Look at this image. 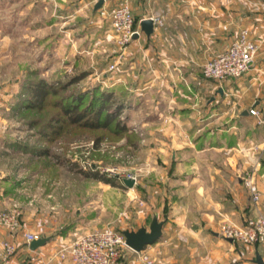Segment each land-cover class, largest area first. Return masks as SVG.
I'll return each mask as SVG.
<instances>
[{
	"label": "rangeland",
	"instance_id": "374dc122",
	"mask_svg": "<svg viewBox=\"0 0 264 264\" xmlns=\"http://www.w3.org/2000/svg\"><path fill=\"white\" fill-rule=\"evenodd\" d=\"M96 1L0 0V215L8 217L15 211L17 220L13 231L0 223L1 255L3 261L14 257L15 246L23 238L26 241V232L39 237L65 236L66 241L58 243L65 246L81 235L105 228L115 233L141 226L148 229L156 216L165 220L161 237L140 251L121 247L119 263L143 264V255L147 254L153 264H164L165 253L159 242L166 241L172 255L178 257L176 263L182 264L188 260L182 250L185 239L176 233L164 237L163 230L180 229V223L169 217L183 213V199L185 203L187 197L190 199L186 213L192 220H197L200 210L196 192L183 189L181 181L191 174L208 183L210 196L227 197L229 193L228 188L212 185L218 178L215 167L225 159L212 150L218 149L229 118L217 119L212 107L209 111L202 108L210 95L216 96L211 89L214 85L224 88L220 81L202 75V64L214 55L200 54L201 59L188 67L196 73L195 82L207 85L200 93L199 108L197 104L190 109L150 107L153 95L143 89L136 96L132 75L144 71L147 80L151 69L157 68L161 79L167 81L164 72L172 67L165 53L170 51L169 46L159 41L147 54L144 51L149 42L141 40L131 46L130 41L122 46L109 20L94 10ZM111 1L127 2L136 17L148 15L135 0ZM261 39H256L258 52L263 47ZM154 50L164 53L159 63H155ZM126 70L130 75L124 79ZM41 84L46 85L47 92L39 102L34 87ZM102 102L105 110L120 109L118 118L126 130L70 123L64 112L76 108L89 124L94 107ZM203 148L208 153H192ZM184 150L191 152L184 155ZM254 162L256 168L260 166V162ZM189 163L194 167L188 173L185 167ZM95 174L109 182L93 177ZM243 175L239 174L242 181L247 176ZM125 178H133V186H126ZM244 186H237L240 201L247 196ZM244 189L253 202V207L245 202L253 211L251 217L257 211L264 215L260 196L253 201L250 189ZM226 224L242 225L224 219L220 229ZM17 233L23 238L15 241ZM4 242L12 244L11 253L6 254Z\"/></svg>",
	"mask_w": 264,
	"mask_h": 264
},
{
	"label": "crops",
	"instance_id": "0c3cea01",
	"mask_svg": "<svg viewBox=\"0 0 264 264\" xmlns=\"http://www.w3.org/2000/svg\"><path fill=\"white\" fill-rule=\"evenodd\" d=\"M135 1L140 3L139 7L143 11H148V15L158 14L164 18L165 24L161 28L153 27V32L149 36L141 32L131 41V46L140 43L141 40L145 43L149 42L144 51V54H147L153 50L155 43L159 44L161 41L167 44L171 51L165 52L172 65L164 72L169 77L167 81L161 79L157 68L151 69L147 80L144 78V71L138 70L132 75L134 79L132 92L137 96L146 89V92L153 95L150 107L155 109L164 106L190 109L196 104L199 108L200 93L204 92L207 85L204 82L194 81L196 73L188 70L190 62L201 59L200 54H203V57L217 55L235 38L241 28H247L250 36L255 40L259 36L262 37L263 47L261 52L257 53L252 69L239 78L219 82L224 88L214 85L211 89H214L216 96L210 95V101L207 103L204 101L202 107L204 111L206 108L209 111L212 107L217 119L229 118L227 129L224 130L223 135H220L223 139L218 142V149L212 150L215 153H221L225 158L222 165L215 167L218 178L212 182V185L217 188H228L227 197L210 196L208 183H202L200 178L189 174L181 181V184L183 189L196 192L200 210L197 220H194L195 218L192 220L186 213V208L191 205L187 197L186 203L183 199V213L180 216L169 217L170 221L180 223V229L163 230L164 237H171L176 233L187 241L182 243V250L187 254L188 260L182 261V264H255L253 259L257 252L261 254L260 247L238 245L235 240L225 238L220 232V224L224 219L243 224L253 215L250 208L253 207V202L250 194L248 196L249 192L244 189L246 186L243 184V177L239 176L240 173L248 175L251 171L255 172L254 186L264 205V123L259 124L257 117L248 112L249 108L256 107L264 120V0ZM132 10L135 14L137 13L134 9ZM160 30L163 32H159ZM163 34L164 36H160ZM156 50H154L156 53L154 60H157L155 63H159L164 59V53L162 50L159 52ZM137 60L135 58V61ZM127 75L130 74L126 70L124 79ZM178 77H181L183 81H178ZM191 85L193 90L190 89ZM191 96L196 98L197 102L192 103L194 99H186ZM221 110L225 111L222 113ZM225 145L228 146L224 147ZM187 152L191 151L184 150L182 154L185 155ZM192 153L200 155L208 151L203 148ZM255 160L260 162L257 168H254ZM193 167L189 163L185 168L189 173L193 171ZM6 184V188L9 189V182ZM238 185L244 186L243 191L247 193L245 201L238 200L236 191ZM202 199L205 204H202ZM246 200L249 201L250 207L245 204ZM206 204V209L202 210ZM11 237L9 236V239ZM13 237L15 241H18V238L22 236L17 233ZM46 237L51 238L50 241L36 249H31L22 237L23 240L15 246V256L4 260L5 262L2 256L3 250L0 247V264H73L66 256H61L62 246L58 243L66 241V237L58 235L52 238L49 234ZM159 243H161L159 247L165 253L162 263L177 264L178 257L172 255L167 242Z\"/></svg>",
	"mask_w": 264,
	"mask_h": 264
},
{
	"label": "built area",
	"instance_id": "2783aa9c",
	"mask_svg": "<svg viewBox=\"0 0 264 264\" xmlns=\"http://www.w3.org/2000/svg\"><path fill=\"white\" fill-rule=\"evenodd\" d=\"M97 11L102 18L109 20L111 29L122 46L132 41L135 33L141 34L140 21L142 19L151 18L155 28L164 23L159 15L153 14L135 20L127 2L112 3L111 0H102V4ZM258 50L259 44L250 36L249 30L241 28L235 38L220 53L207 59L202 64V74L205 78L220 82L239 78L252 69ZM248 112L257 117L259 124L264 123L258 108L251 107ZM258 163L257 161V165ZM254 168H256V165ZM243 182L250 189L253 201L258 200L259 194L254 186L253 172L244 177ZM14 212H9L8 217L0 215V223L4 222L8 225L10 231H13L17 226L16 212ZM220 232L225 238L237 240L245 246L257 245V247H260L264 261V215L262 213L257 211L253 217L248 218L242 225L226 224ZM38 237L37 234L32 232L25 233L27 242ZM123 246H127L123 234L105 228L81 235L71 243L62 246L61 256L68 257L73 264H120L119 262L123 256L121 247ZM4 250L6 254H9L14 249L12 244L4 242ZM139 257L141 259L140 254ZM143 259V264H153L147 254L143 255Z\"/></svg>",
	"mask_w": 264,
	"mask_h": 264
},
{
	"label": "water",
	"instance_id": "95a60500",
	"mask_svg": "<svg viewBox=\"0 0 264 264\" xmlns=\"http://www.w3.org/2000/svg\"><path fill=\"white\" fill-rule=\"evenodd\" d=\"M102 4V0H97L93 6L94 10H97ZM140 29L147 36L153 32V21L151 18H144L140 21ZM139 35L135 33L133 39L137 38ZM126 186H133V178H125L123 180ZM165 220H159L154 216L150 223L148 229L144 226L139 227L136 230H123L122 234L125 238V244L135 251L142 250L146 245L156 242L162 235V226ZM49 237L40 236L38 238L31 239L28 245L31 249H36L39 246L44 245ZM255 264H264L261 254L258 252L255 254L253 259Z\"/></svg>",
	"mask_w": 264,
	"mask_h": 264
},
{
	"label": "trees",
	"instance_id": "16d2710c",
	"mask_svg": "<svg viewBox=\"0 0 264 264\" xmlns=\"http://www.w3.org/2000/svg\"><path fill=\"white\" fill-rule=\"evenodd\" d=\"M135 17V20H137L139 17ZM46 85L41 84V85H37L34 87V93H35V98L39 101L42 102V100L44 99L45 95H46ZM106 109V106L104 105V102L98 104V106L94 107V112H93V116H92V122H90L88 124V122L86 120H82L85 115L84 114H79L76 112V108L72 109H65L64 112L67 115V118L69 120L70 123H81V125L83 126H90L92 128H105V129H109L110 126H116L118 129L124 131L126 130V126L125 124H122L121 120L118 118V112L120 111L117 110H110V109ZM103 111H106V113L104 114V116L101 118V113ZM114 120V122H113ZM83 121V122H81ZM93 177H96L104 182H109L108 179L106 178H102L99 175H93Z\"/></svg>",
	"mask_w": 264,
	"mask_h": 264
}]
</instances>
